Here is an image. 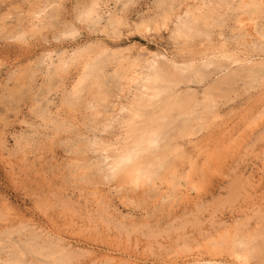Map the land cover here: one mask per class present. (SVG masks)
I'll use <instances>...</instances> for the list:
<instances>
[{
    "label": "rangeland",
    "instance_id": "1",
    "mask_svg": "<svg viewBox=\"0 0 264 264\" xmlns=\"http://www.w3.org/2000/svg\"><path fill=\"white\" fill-rule=\"evenodd\" d=\"M85 1L0 0V264H58L59 256L51 255L57 250L70 258L59 264H243L232 252L244 251V240L252 251L245 264H264L261 44L234 40V12L215 16L204 41L175 38L169 27L173 13L201 0H100L96 23L76 19ZM111 19H118V25ZM145 20L148 27L141 29L139 22ZM67 29L74 33L63 35ZM103 48L108 50L104 54L117 50L137 59L155 53L163 65L197 60L201 53L224 62L202 68L209 73L206 80L187 83L200 91L208 81L216 85L218 77L224 78L223 93L213 92L218 103L205 115L207 126L200 136L206 139L199 147L186 145L192 151L189 162L181 165V157L173 159L175 176L187 172L173 178L174 186L155 179L131 188L125 182L117 185L116 179H101L94 165L97 154L85 144L94 131L111 134L110 128L102 132L92 126L97 122V128L112 113L115 60L102 58L101 86L91 85L90 92L83 90L73 101L67 90L82 61L100 58ZM74 49L79 60L62 73H52L55 57ZM222 49L230 54L221 59ZM249 66L253 72L244 73ZM125 94L116 99L126 100L130 90ZM90 97L97 105L91 109Z\"/></svg>",
    "mask_w": 264,
    "mask_h": 264
},
{
    "label": "bare ground",
    "instance_id": "2",
    "mask_svg": "<svg viewBox=\"0 0 264 264\" xmlns=\"http://www.w3.org/2000/svg\"><path fill=\"white\" fill-rule=\"evenodd\" d=\"M99 1L100 0H86L82 5H80L79 8L77 7V13L75 12V16L77 17L76 19L87 22L98 21L100 16L98 13ZM188 4L185 3L183 9L173 13L169 21L172 23V26L169 27H171V31L175 38H181L187 43L192 42L195 39H198V41L200 40V42L204 41L209 36V28L215 26L216 24L214 20V18H216L215 16L221 17L227 15L229 12H234V21L236 23L237 29V33L236 35H234V40L238 43L248 44L249 42L253 41L252 39H254V43L258 45L261 44L262 47L260 48L264 49V24L261 25L258 23L259 20H264V0H201L195 5ZM165 13L161 14L164 15L163 18L167 17ZM117 21L118 19L110 20V22L113 24H115ZM117 25L118 23H116V26ZM139 27H141V29H146L148 27V23L146 22V20L139 22ZM73 33V29H67L62 32L63 35H71ZM218 35H220V32L218 33ZM247 37L250 38L247 39ZM221 42L220 44H223L225 41L223 43ZM74 50L71 53H60L57 57H55V61L52 62L53 71L51 70V72L59 74L61 71H63L64 68H67V66L73 63V61H76L78 59L77 53L79 52V50ZM106 51L108 50L106 48H103L98 52V55L101 56L100 58L93 57L91 59H86L83 61L81 60L82 63L80 62V68L78 69V72L76 71L77 74L71 84H69V88L67 90V95L71 96L73 98V101L79 98V94L83 90L90 92L92 90L91 85L95 84L97 86H101L103 81L100 80V74L102 73L103 69L102 58L106 60H115V66L112 69V75L110 74V76H112L113 82H115V85L117 86L115 102H112V113H109L110 115L108 113V115L105 114V117L100 121L97 128V122H94L93 126V123H90L93 127V130L107 132V130L110 128L108 132L110 131L111 134L107 137H105L106 133H103L104 136L103 134L101 136H98L94 134V131V133L91 135L92 137L87 141V144H85L87 150L90 149L92 150V152H95L97 154V156H95L98 161H96L94 165L98 167L97 170L98 172H100L99 175H101V179L104 178L105 180L102 179L104 181L116 179L117 185H119L121 182H125L129 184L131 188L141 187L142 185L146 184H153L155 182V179H163L169 187L174 186V182H176L174 181V179L178 176L185 177L187 172H181L179 173V175L176 173L178 176H175V174H173L175 169H173V159L176 156H179L181 157V165H183L184 162L187 163L192 151H189L186 145L192 143L193 145L199 147L198 145H201L200 143L202 142L203 138L206 139V137L203 136L205 134L200 136V132L205 130L207 126V123L205 122V115L207 112L211 111V107L216 103L217 95H215L213 92L220 91V93H223L221 92L220 84L224 83V78L223 76L218 77V80H216V85L215 82L213 83L214 85H212L209 83L210 81H208V83H205L202 86L200 91L189 88L187 86V83H199L204 79L206 80L205 77L207 76L208 78L209 73H205L202 68L207 67L209 64H213L214 67H216L217 65L222 66L224 62H221L222 64L220 65L218 63V61L220 60L218 59V57H216V59L209 58L205 53H201V56L197 60H195L194 57H190L183 61L181 60L182 62H176L173 60L169 62L167 61L168 63H165V65H163L164 63H160L158 61V59L156 58L157 55L155 53L142 57L141 59H137L136 57L127 58V56L118 54V52H116L117 50H109V53L104 54ZM227 54H230V52L226 49H222L220 58L222 59L224 57H227ZM79 55L81 56V53ZM237 56L238 55L236 54V57ZM248 60L249 59L247 58V62ZM197 61L199 62L198 66H196L197 64H195V62ZM243 71H245L244 73L253 72V67L249 66ZM238 73H241V71ZM225 77L227 79V76ZM181 83L186 84L183 89H181L182 87L180 88L179 86ZM229 87L230 86H228L227 88ZM129 90V98L124 101L116 99V96L124 97L126 95L125 93ZM90 98L87 100V103L89 104V108L91 109L92 107H96L97 105H94V98ZM97 113L99 112L97 111ZM218 115L216 111L212 112L213 118H217ZM107 135L109 134L107 133ZM202 146L204 145L202 144ZM202 146L196 151L198 152V154L202 150ZM186 170H189L188 167ZM95 175L97 176L98 174ZM229 232L231 233V231ZM42 241L46 242V240ZM236 241L237 240H235V242ZM242 242L243 241H241V243ZM248 242H245L244 240V243L242 244L244 246V251H241L242 249H238L232 252L233 257L235 259L239 257L237 261L239 260L240 263L243 264H245L249 256H251L252 252L251 248H249L251 246L247 247ZM256 246H254L255 249ZM33 247L34 249L36 248L35 246ZM33 247H31V249ZM258 250L259 249H257V252ZM38 253L41 254L39 251ZM33 254H36V252ZM39 254L36 255L43 256V254ZM61 254L63 255L64 253L59 252L58 254L57 250L53 251L51 255L59 256L56 260L54 259L56 262L60 263L63 258V261H66L68 263V259L70 261V258H68L67 256L66 259V255H63L65 256L64 259ZM46 255L43 257H47ZM48 255L50 254L48 253ZM49 258L51 259V256ZM17 261L18 260H3L2 264H20V261Z\"/></svg>",
    "mask_w": 264,
    "mask_h": 264
},
{
    "label": "snow or ice",
    "instance_id": "3",
    "mask_svg": "<svg viewBox=\"0 0 264 264\" xmlns=\"http://www.w3.org/2000/svg\"><path fill=\"white\" fill-rule=\"evenodd\" d=\"M237 259H239V257Z\"/></svg>",
    "mask_w": 264,
    "mask_h": 264
}]
</instances>
